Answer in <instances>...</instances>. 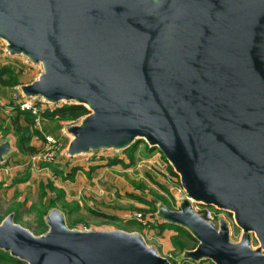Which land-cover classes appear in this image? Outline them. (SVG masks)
<instances>
[{
	"label": "water",
	"instance_id": "1",
	"mask_svg": "<svg viewBox=\"0 0 264 264\" xmlns=\"http://www.w3.org/2000/svg\"><path fill=\"white\" fill-rule=\"evenodd\" d=\"M0 38L44 65L25 96L90 111L68 125V155L144 140L189 198L234 214L237 242L188 197L160 204L198 241L185 258L264 264V0H0ZM45 219L36 236L9 214L0 249L27 264H172L139 232L72 230L58 208Z\"/></svg>",
	"mask_w": 264,
	"mask_h": 264
},
{
	"label": "rangeland",
	"instance_id": "2",
	"mask_svg": "<svg viewBox=\"0 0 264 264\" xmlns=\"http://www.w3.org/2000/svg\"><path fill=\"white\" fill-rule=\"evenodd\" d=\"M4 45H6V41L0 38V49ZM19 59L29 64L28 70L24 75L26 78L33 77L37 79L44 70V65L41 62H31L29 57L24 53L20 54ZM18 89L19 87L16 88L14 94ZM14 94H12V105L17 107ZM73 102L74 101L69 103ZM65 103L67 102H59L60 105ZM83 119L84 117L76 120L75 122L81 123ZM0 129L3 130L2 124L0 125ZM44 146L45 140L44 143L39 146L38 150L33 153L29 152V157L31 158ZM61 156L64 157V159L67 157L70 159L68 160L70 161L68 163L69 165L64 169V173L61 172L57 174L58 183L62 187H57V185L55 186V182L48 176H42L43 179L35 175L33 176L30 169L23 170V177H27L28 179L30 178L29 183H22L17 185L16 188H13V186H6L0 181V223L9 214H13L14 220L17 224L29 229L36 236L46 234L49 227H47V225L43 222L44 213L46 212V197L43 196L45 190L44 187L51 184L58 189L64 190L63 187L65 186V191L67 192L64 199L58 202V209L64 212L68 228L81 231L113 229L128 231L132 228L129 226V222L132 221L129 220L126 222L124 218L115 216V213L120 211V214L123 215L126 214L125 211H135V213H143L149 220H151L150 226H143L138 222V220L133 219L134 224H137L138 222L139 225H141V227H138V225L136 226L139 230L142 228L150 230L149 236L144 235L147 243L152 246H157L158 250H160L159 252L162 254L166 252L165 244L170 246V250L163 256L169 258L172 264H215L208 258L196 261L185 258L186 252L194 249L198 245V241L190 239L184 234H178L175 229L167 228L164 231L159 232L158 225L165 221L164 218L158 215V211H153V206L142 202L140 198H138L147 197L155 200L156 195H165L167 200L171 203V206L169 207L171 209H175L177 204L176 201L180 196L177 188L182 184L180 177L170 172L169 167L171 164L158 148L153 151H149L146 143L143 140H140L133 153L134 160L131 158L133 161L129 158L128 152L122 148L116 147H104L97 151H89L75 156H70L68 155V145H65V149ZM115 158L122 159V161L110 164L112 159ZM108 161L110 165L115 164L116 167L107 168L104 171H110L116 176L122 177L127 185V191H123V194L121 195L122 197H119L120 194L117 195L116 191H112V194L111 192L106 194L103 198L102 196H97V198H95V202L90 201V199L88 200L87 198L83 199V189L79 190L76 185L77 182L74 181L79 178L80 173L78 169L75 170V172L73 169L75 167L83 168V166H86L90 171L93 165L99 163L108 164ZM128 164L132 165L133 169L132 167L127 168ZM146 170L150 171L152 175L147 176L148 174ZM162 170L168 174V177L165 176V172H162ZM90 172L92 174L93 170ZM105 175L106 173H104V176ZM131 177H137L138 179L136 181H132L129 179ZM143 177H147V179H144ZM176 185L177 188H174ZM163 186H166L169 189V192H166L163 189ZM48 189L50 192L52 191L50 188ZM50 194L52 195V193ZM116 199L117 201H115ZM134 203H137V205H134ZM103 213L111 215L110 218L103 216ZM217 213L228 222L231 240L234 242L240 241L243 229L237 225L234 214L225 210H217ZM175 237H179L180 242L185 243L184 249L182 244H179V246L175 243ZM251 246L255 249L260 247V242L255 233H252Z\"/></svg>",
	"mask_w": 264,
	"mask_h": 264
},
{
	"label": "crops",
	"instance_id": "3",
	"mask_svg": "<svg viewBox=\"0 0 264 264\" xmlns=\"http://www.w3.org/2000/svg\"><path fill=\"white\" fill-rule=\"evenodd\" d=\"M19 56L20 55L18 54H12L10 51H8L6 45H4L0 49V68L5 65H12L17 72L18 71L20 72L19 80L21 82V85H23L34 81L35 78L33 77L26 78V76H24L26 71L28 70L29 64L24 62L23 60H20ZM19 86L9 87L7 85L0 83V125L1 124L3 125V130L0 129V144L9 143L10 145V150L4 156V159L0 162V181L3 182L4 185L6 186H13V188H16L17 185L22 183H29L30 178L26 180H18V179L23 178V170L30 169L33 176L35 175L41 177L42 179L44 176H48L55 182V186L56 185L57 187L61 186L58 183V175L54 172L53 168L44 165L43 162L33 163L32 157L31 158L29 157L28 154L30 153L27 152L28 151L27 149L29 146H32L35 148V150H38L39 146H41V144L44 143L45 135H54L57 137L60 136L63 138L64 144L68 145L70 140L72 139V136L68 133L67 127L68 125L77 122L73 120H58V119L43 118L40 122V125L30 123V121L27 118V114L25 112H22L18 107L12 105V94H14L16 88ZM25 128L29 129L28 132L29 142H25L21 144L20 132H22ZM35 131H39L40 134H35ZM61 155L58 161L53 164L56 167H58L59 171L64 173V169L69 165L68 163L70 161L68 160L70 159H68V157L64 159V157H62ZM110 164L108 161V164L99 163L93 165L91 168V170H93L92 174L90 172L91 170L89 171V168H87L86 166H83V168L75 167L79 170L80 174H79V178L75 179L74 181L77 182L76 185L79 188V190L83 189V199L87 198L88 200L90 199V201L95 202V198H97V196H102L103 198L106 194L110 192L112 194V191H116V194L117 195L120 194L119 197H122L121 195L123 194V191H127V185L122 177L116 176L114 173H111L110 171H104L107 168H111V167L114 168L115 164L113 165ZM130 167H132L133 169V166L128 164L127 168ZM146 172L148 174L147 176L152 175L150 171L146 170ZM162 172L165 171L162 170ZM104 173H106L105 176ZM165 176L168 177V174L166 172H165ZM143 178L147 179V177H143ZM129 179H131L132 181L134 180L136 181L138 178L131 177ZM63 188L65 191V186ZM46 190L48 191V196L50 198H55L57 196L55 192L53 191L50 192L48 188H46ZM66 192L67 191H65V194ZM50 193H52L53 196ZM143 198L149 199L147 197H143ZM115 201H117V199ZM134 205H137V203H134ZM57 206L59 208V204ZM125 212L126 214L122 215L120 214V211H117L115 213L116 214L115 216L124 218L126 222H128L129 220L132 221L129 222L130 224L129 226L132 228H130L128 231L139 232L143 236L150 235L149 232L150 230H147L146 228H142L139 230L136 226L138 225V227H141V225H139L138 222L137 224L133 223V219L136 220L135 211L134 212L125 211ZM155 247L157 248V246ZM169 250H170V246L168 244H165L166 252H164V254H166ZM164 254L161 253V255Z\"/></svg>",
	"mask_w": 264,
	"mask_h": 264
},
{
	"label": "trees",
	"instance_id": "4",
	"mask_svg": "<svg viewBox=\"0 0 264 264\" xmlns=\"http://www.w3.org/2000/svg\"><path fill=\"white\" fill-rule=\"evenodd\" d=\"M19 71L17 72L15 70V68L12 65H5L3 67L0 68V83L7 85L9 87H13V86H19L21 85V82L19 80ZM18 91V90H17ZM22 111V110H21ZM25 112L27 114V118L30 121V123L35 124V117L30 113V112H26V111H22ZM90 111L88 110V108L84 105L81 104H75V103H65L59 107H56L55 109L52 110H46L45 112H43L42 116L43 118H48V119H58V120H73L76 121L82 117H84L85 115H87ZM28 132L29 129L25 128L22 132H20V141L21 144L25 143V142H29V137H28ZM35 134H40L39 131H35ZM60 137V136H59ZM62 138V137H61ZM140 140L136 141L134 144H132L130 147H128L125 151L129 153V158L134 160V156L133 153L136 150L137 146H138V142ZM144 141V140H143ZM145 142V141H144ZM146 143V142H145ZM147 148L149 151H153L155 149H157L156 147H150L147 143ZM27 152L33 153L35 150L34 147L29 146ZM131 159V160H132ZM132 160V161H133ZM122 161V159H112L111 163L114 162H120ZM44 165L46 166H50L51 168H53L54 172L56 174L61 173V171H59L58 167H56L53 163H44ZM74 172L75 170H77V168L73 169ZM169 170L172 174L178 176V174L174 171L173 167L170 165ZM72 176V175H71ZM70 176V177H71ZM28 179L27 177H23L21 179L18 180H26ZM50 188L53 192H55L57 194V196L55 198H50L48 196V191L46 190V188ZM47 187H44V193L43 196L46 197V212L44 213V217H43V222L44 224L48 226L47 222H46V215L48 214V212L53 209V208H58V202L62 201V199H64L65 197V191L56 188L55 186L49 184L47 185ZM163 189L166 192H169V189L166 186H163ZM137 197V195H136ZM140 198V200L150 206H153V211H157L158 207L160 204H165L168 206H171V203L167 200V198L165 197V195H156V199H145L143 197H138ZM105 217H109L111 215H108L106 213L102 214ZM113 217V216H112ZM159 228V232L164 231L165 229L169 228V229H175V231L178 232V234L182 235H186L188 238L196 240L194 238V236L185 228L176 225V224H172V223H167V222H163L161 224L158 225ZM48 230V229H47ZM46 230V231H47ZM45 231V232H46ZM182 240V239H181ZM174 241L176 244H182L183 245V249L185 248L184 245L185 243H181L179 240V237H175ZM180 246V245H179ZM0 264H27L24 260L19 259L18 257H14L10 254L9 251H5L3 249H0Z\"/></svg>",
	"mask_w": 264,
	"mask_h": 264
},
{
	"label": "built area",
	"instance_id": "5",
	"mask_svg": "<svg viewBox=\"0 0 264 264\" xmlns=\"http://www.w3.org/2000/svg\"><path fill=\"white\" fill-rule=\"evenodd\" d=\"M14 97L16 99V105L20 110L30 112L35 117L36 125H40V122L43 119L42 116L43 112L61 106L59 103L52 104L45 101L42 98L27 97L22 93L20 89H18V91L14 94ZM64 149H65V144L63 138L54 135H45V146L32 156V161L33 163L36 162L55 163L58 161L60 155L63 154ZM174 188H177V185L174 186ZM177 190L180 194V197L181 196L188 197L182 185H180L177 188ZM189 199L193 203L196 212L202 214L205 217V219L219 226V221L221 218H223L221 217V215L217 213V210L219 211L220 209L214 206L207 207L198 204L197 202L193 201L191 198ZM180 202L181 199L178 198V200L176 201L177 204L175 206V210L180 209ZM135 218L143 226H150L151 220H149L148 217L145 216L143 213H135Z\"/></svg>",
	"mask_w": 264,
	"mask_h": 264
}]
</instances>
